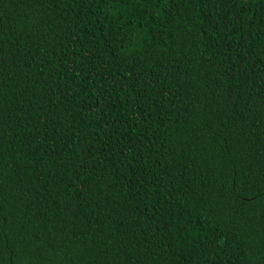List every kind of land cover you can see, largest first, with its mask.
I'll return each mask as SVG.
<instances>
[{
    "label": "trees",
    "instance_id": "trees-1",
    "mask_svg": "<svg viewBox=\"0 0 264 264\" xmlns=\"http://www.w3.org/2000/svg\"><path fill=\"white\" fill-rule=\"evenodd\" d=\"M0 264H264V0H0Z\"/></svg>",
    "mask_w": 264,
    "mask_h": 264
}]
</instances>
